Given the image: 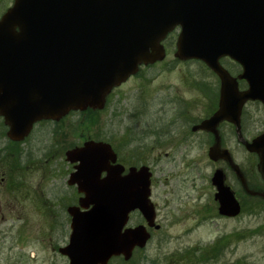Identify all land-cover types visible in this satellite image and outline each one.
I'll list each match as a JSON object with an SVG mask.
<instances>
[{
  "label": "water",
  "instance_id": "obj_1",
  "mask_svg": "<svg viewBox=\"0 0 264 264\" xmlns=\"http://www.w3.org/2000/svg\"><path fill=\"white\" fill-rule=\"evenodd\" d=\"M59 3L57 8V0H14L0 19V117L11 140H22L41 120L58 121L87 108L102 110L106 96L140 65L164 59L161 42L179 27L175 58L203 62L220 81L218 109L200 126L215 128L209 159L227 163L244 186L239 167L220 147L217 127L226 121L236 126L245 150L259 156L264 177V133L249 143L239 125L247 100L264 103V0ZM224 57L241 66L238 79L247 82V90L238 91L236 79L219 63ZM65 157L77 163L67 184L76 185L83 196L78 206L67 208L71 232L59 254L68 264H108L118 256L129 260L136 247H145L149 234L141 225L122 232L128 215L137 210L149 228L154 225L149 169L132 167L123 175L110 145L102 142L87 141ZM211 184L218 214L239 215L240 205L220 169Z\"/></svg>",
  "mask_w": 264,
  "mask_h": 264
},
{
  "label": "rangeland",
  "instance_id": "obj_2",
  "mask_svg": "<svg viewBox=\"0 0 264 264\" xmlns=\"http://www.w3.org/2000/svg\"><path fill=\"white\" fill-rule=\"evenodd\" d=\"M176 35L164 42L165 60L113 90L100 112L73 113L57 124L37 126L27 141L15 146L6 140L0 121V264H67L57 249L68 241L65 209L76 203L78 194L66 185L72 168L64 152L86 138L108 142L126 168L143 165L152 174L151 201L158 209L160 231L132 261L110 264H264V210L256 205L250 212L253 202L244 198L226 167L215 163L241 202L235 218L217 214L210 184L214 166L192 144L194 139L187 141L186 159L180 143L154 142L155 130L168 129L174 117V105L165 102H186L188 124L205 115L198 87L214 88L217 82L196 62L173 61ZM223 65L235 70L228 61ZM180 129H172L169 138H180ZM220 132L224 147L246 172L254 160L228 125ZM254 134L247 132L248 137ZM213 248L215 262L211 256L205 259Z\"/></svg>",
  "mask_w": 264,
  "mask_h": 264
},
{
  "label": "flooded vegetation",
  "instance_id": "obj_3",
  "mask_svg": "<svg viewBox=\"0 0 264 264\" xmlns=\"http://www.w3.org/2000/svg\"><path fill=\"white\" fill-rule=\"evenodd\" d=\"M13 3H14V0H8V4L7 5L6 4H1L0 5V18L8 10H10L12 8ZM59 5H60L59 0H57V8L59 7ZM167 38L165 39V41L167 40ZM164 42H163V45H164V48L166 49ZM165 52H166V56H167V51L165 50ZM163 61H161V62H163ZM173 61H176V62H178L180 64H188L189 62H196V63L204 66V64H202L201 62L193 61V60L180 61V60H177V59L174 58ZM173 61H172V63H173ZM224 61L230 62L234 66L235 70H233L231 68H228V67H225L223 65ZM161 62H157V63H154V64H148V65H141L139 67L138 73L135 76H137L140 72H142L144 70H147V71L151 70L152 68H154L157 64H159ZM220 63L229 72V75H231V77L236 78V80H237V88H238L239 92L245 91V90H247L249 88L248 84H247V82L245 80H239L238 79V75L242 71V69H241V67L239 65L235 64L234 62H232L231 60H229L227 58L221 59ZM208 71L211 73V71L209 69H208ZM211 74H212V76H214V78L217 81L216 85L214 84V88H210L209 86H206L205 88L198 87V89L201 91V96L199 97V99L201 101L200 104L203 105L204 108H205V112H204L205 115L202 118L195 119L192 122L187 124V123L184 122V120L187 118L186 113H185L186 110H187V106H188L187 103L184 102V101H180L179 103H175V102H172V101L168 100L167 102H165V104H168L169 106L174 105V107H172V110H174V112H173L174 113V117H172V120H170L167 123L168 129H163V131L155 130V132L153 133L152 136H154L156 138V140H154L155 143H165L167 141H175V142L180 143L179 145L182 146L183 149H184L183 150V156H184L185 159L189 155V153H188L189 146L187 144V141H188L189 138L194 139L192 144L197 143L198 147H201V151L200 152L204 153V155L206 154V157H207L208 161L210 162L211 165L214 166V171H215V162H211L209 160V150L211 148L215 147V128H214V130H207V129L200 128L201 123L203 121H206V120L210 119L215 114V111L218 108L220 82H219V79L213 73H211ZM132 78H134V76L129 78L128 81L130 79H132ZM121 86H123V85H121ZM107 99H108V97H107ZM86 112L88 113V110ZM73 113L74 112H70L68 115H66L65 117L59 119L58 121L42 120V121L36 123L33 126V128L31 129L30 133L26 137H24L22 140H19V141H13V140H11L8 137L7 133L9 131V128H8L7 125H5V123H4V121H3V119L1 117H0V121H1V124H2L1 127L3 128V132H4V136H5L6 140L8 141V143L11 146H15V145H18V144H23V142L27 141L35 127L41 126L43 124L47 125V126L57 124L60 121L64 120L65 118L69 117ZM182 121L184 122L183 124H182ZM178 122H179V124H178ZM224 124L228 125L231 128L233 136L235 137V140L238 141V135H237L236 126L232 125V124H229V123H226V122H223L218 127L219 136H220V144H221L222 147L224 146V140H223V136H222V134L220 132V129H221V126L224 125ZM239 125H240V133H241L242 139H244L247 142H251L257 136H259L260 134L264 133V103H262L260 100H254V101L253 100H247L245 102V104L243 105L242 110H241L240 119H239ZM178 127H181V129H180L181 137L177 138V136H178L177 135V136H174L176 138L170 139L169 138V135H171L170 131H172V129H176ZM247 132H255V134L252 135L251 137H248L247 136ZM163 137H164V139H163ZM88 140L102 141V142L108 143V142L103 141V140H95V139H91V138H86L81 143L83 144L85 141H88ZM73 147H75V145H73ZM116 155H117V153H116ZM249 156H250L251 159L254 160L253 164L250 165L249 169L246 172L242 171L246 189L239 182V180L237 179L235 174H233L232 171L230 172L229 169H227V170L231 174V176H232L233 180L235 181V183L239 186L240 192L244 196V198H247L249 200V202H251V203L253 202V204L250 205V212L251 211H255V208L257 206H259L260 209L264 210V198L259 197V196H252V195H249L247 193V191H250V192L264 194V177H263V175H262V173L260 171L259 156L256 155V154H249ZM118 161L119 160H118V155H117V162ZM118 163L121 164L120 162H118ZM222 164L225 166L224 163H222ZM69 165L72 168V171L69 173V175H70L74 171V164H69ZM121 165H123V164H121ZM124 174H126V172H124L123 175ZM69 175H68V178H69ZM105 175H106V173L103 172L101 174V177H104ZM211 177H212V175H211ZM67 181H68V179L66 180V185H67ZM210 184H211V178H210ZM211 186L214 188V191H215V187L212 184H211ZM74 189H75V192L77 193V190H76L75 187H74ZM214 196H215V193L213 195V204H214V208H215ZM79 198H80V195H78L77 200ZM237 199H238V197H237ZM150 200H151V190H150ZM238 201H239V203L241 205V202H240L239 199H238ZM151 203L153 205L154 218L155 219H154L153 228H150V229L147 230L149 235H150V239H149L148 243L150 242V240L153 237V235L156 232L160 231V228H161V225H160V223L158 221V216H159L158 211H157L158 209H157L155 203H153L152 201H151ZM77 204L78 203L76 201L75 204H72L70 206H78ZM68 207L69 206L66 207L65 213H66V215H67V217L69 219V225H70V216L67 213V208ZM139 225H145V221H144L143 217L141 216V214L136 210V211L131 212L128 215L127 224L122 229V231L125 230V229L134 228V227L139 226ZM139 251H140V249L135 248L134 251H133L132 257H131V259L128 262L132 261L134 256ZM202 253H206V251L202 252ZM212 253H211L212 255H208V252H207L206 255H205V259H208L211 256L212 260L215 262V255H214L215 254V248H213ZM181 254L185 255L187 257V259H188V255H187L188 253L187 252H184V253H181ZM117 260H120L121 262H124L122 256L118 257ZM181 260H183V259H181Z\"/></svg>",
  "mask_w": 264,
  "mask_h": 264
}]
</instances>
